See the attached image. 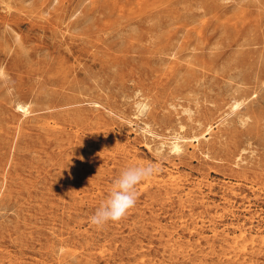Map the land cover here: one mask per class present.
<instances>
[{
    "label": "rangeland",
    "instance_id": "1",
    "mask_svg": "<svg viewBox=\"0 0 264 264\" xmlns=\"http://www.w3.org/2000/svg\"><path fill=\"white\" fill-rule=\"evenodd\" d=\"M249 1L0 0V264H264ZM134 164L159 170L92 225Z\"/></svg>",
    "mask_w": 264,
    "mask_h": 264
},
{
    "label": "clouds",
    "instance_id": "2",
    "mask_svg": "<svg viewBox=\"0 0 264 264\" xmlns=\"http://www.w3.org/2000/svg\"><path fill=\"white\" fill-rule=\"evenodd\" d=\"M158 170L156 164H134L123 168L112 181L106 199L90 216V223L103 227L109 222L117 223L124 219L136 205L137 186L150 179Z\"/></svg>",
    "mask_w": 264,
    "mask_h": 264
},
{
    "label": "bare ground",
    "instance_id": "3",
    "mask_svg": "<svg viewBox=\"0 0 264 264\" xmlns=\"http://www.w3.org/2000/svg\"><path fill=\"white\" fill-rule=\"evenodd\" d=\"M247 6H253V7H256L257 9L259 10H262L264 12V0H250L247 4ZM241 8V7H240ZM258 10V11H259ZM264 41V39H263ZM240 43H260L256 38L254 39H249V40H246L244 42H240ZM263 43V42H262ZM227 68V67H226ZM211 69V68H210ZM236 69V68H235ZM238 69V68H237ZM221 70V69H220ZM240 69H238V71H235L236 73L237 72H240L239 71ZM255 77H256V80H257V77H260L264 74V64L260 67H256L255 69ZM254 73V72H253ZM240 74H242L240 72ZM240 74H238L240 76ZM238 78V77H237ZM231 81V80H230ZM18 109H21V111L25 112L26 111V108L22 105H18ZM208 128V127H207ZM207 130V129H206ZM170 150L173 151V152H180V146L179 144L174 141L170 144Z\"/></svg>",
    "mask_w": 264,
    "mask_h": 264
}]
</instances>
